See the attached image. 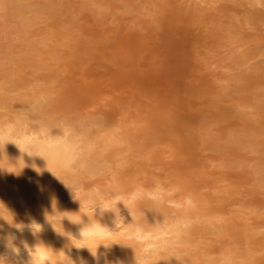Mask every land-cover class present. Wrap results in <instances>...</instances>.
Here are the masks:
<instances>
[{"label": "rangeland", "instance_id": "1", "mask_svg": "<svg viewBox=\"0 0 264 264\" xmlns=\"http://www.w3.org/2000/svg\"><path fill=\"white\" fill-rule=\"evenodd\" d=\"M23 3L26 16L37 14L28 25L0 5V125L39 99L57 127L84 129L93 141L113 142L103 144L105 149L96 144L101 168L94 173L80 166L56 177L60 202L70 205L100 189L128 197L143 190L133 203L142 209L136 218L141 222L156 197L172 209L177 204L168 197L195 196L225 227L220 235L194 229L185 264H209L208 257L210 264H264L263 5L248 0ZM13 164L0 163V226L44 214L51 222L58 218L52 228L60 230L64 218L53 217V207L43 206L37 192L44 184L37 178L43 176ZM113 242L104 240L101 264H117L114 256L135 246L133 236L120 249ZM228 249L234 253L224 259ZM166 257L165 263L151 258L143 264H181L179 257Z\"/></svg>", "mask_w": 264, "mask_h": 264}, {"label": "bare ground", "instance_id": "2", "mask_svg": "<svg viewBox=\"0 0 264 264\" xmlns=\"http://www.w3.org/2000/svg\"><path fill=\"white\" fill-rule=\"evenodd\" d=\"M248 2L255 7L257 4L264 7V0H248ZM0 5L4 6L5 10L9 9L11 14L17 17L23 25L30 24L32 17L37 15L34 13L36 12L35 7L29 9L34 14L26 16L27 7L24 8L23 0H0ZM255 10L257 11L256 8ZM32 100L27 102L29 108L26 110L27 112L23 111L25 113L19 114L13 120L1 123L0 163H4V166L7 164V168L10 167H8L9 163L10 165L14 163L18 167L33 170L32 173L36 175L41 174L43 177L37 178L44 182L37 187V192L41 195H39L41 203L43 206H52L53 217H63L64 220L60 230L52 228L54 225L58 226V218L55 222L53 220L51 222L50 217L43 216L44 214H39L35 219H24L16 225L0 226V264H101L107 250L106 247L109 245L106 242L107 246L105 244V247L104 240L114 241L112 247L120 249L130 236L134 237L135 246L127 253L116 254L114 262L117 264H143L151 258L164 260L165 263L167 254L168 257H173L172 250L175 251L173 258L179 257L180 263L185 264L190 260L188 247L192 238L190 239L189 235L194 229H213L212 231L219 232L218 235H220L221 230L225 227L222 218L219 215L209 214L210 212L205 211L207 208L203 207L204 210L197 198L191 195L183 197L185 198L183 201L168 197L167 200L175 202L177 206L172 209L166 206L163 208L159 198L156 197L160 195V190L155 189L153 194L156 195L157 200L153 201L150 212L141 222H138L136 218L142 209L139 210L133 203L143 190L139 192L134 189V193L130 192L132 195L128 197L123 193L114 192L111 188L100 189L93 191V194L87 197H79L78 202L68 204L69 206L62 204L55 194L58 189L56 177L63 173H70L74 169L78 171L80 166L88 168L89 172L93 171V173L98 167L101 168L100 161L96 156L94 157L98 139L93 141L90 137L88 138L89 131L86 132L84 129L70 130L57 127L55 121L52 122L50 117L44 115L39 99ZM30 122H33L30 124L32 128L28 127ZM245 123L247 125V122ZM108 141L109 139H105L106 143L103 144L108 146L110 142L113 143L112 140ZM98 144L101 147L99 149L104 147L100 141ZM246 144L248 143H244V145ZM242 147L244 148V146ZM11 162L13 163L11 164ZM261 170L256 171L260 174V180L263 178ZM253 236L255 233H251V237ZM64 239H68L70 242L58 243L59 240ZM115 241L119 244L115 245ZM161 250H165L167 253H162ZM223 253L224 259H229L234 251L228 249ZM205 261L209 264L212 263V259L209 257ZM194 263L201 264V262ZM213 263L215 264V262ZM243 263L249 264L246 261Z\"/></svg>", "mask_w": 264, "mask_h": 264}]
</instances>
